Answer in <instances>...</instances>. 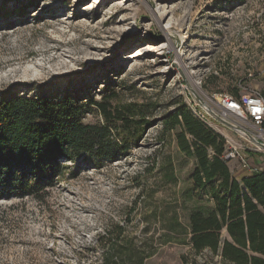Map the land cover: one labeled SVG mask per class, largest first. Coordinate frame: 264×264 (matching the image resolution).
Returning <instances> with one entry per match:
<instances>
[{
	"label": "rangeland",
	"instance_id": "1",
	"mask_svg": "<svg viewBox=\"0 0 264 264\" xmlns=\"http://www.w3.org/2000/svg\"><path fill=\"white\" fill-rule=\"evenodd\" d=\"M263 48L264 0H0V97L69 95L87 104L82 122L102 123L89 100L114 91L113 104L138 105L150 123L115 160L71 164L79 170L43 201L0 199V264H98L99 241L118 227L122 241H189V212H207L212 202L193 188L194 159L179 150L164 117L180 100L192 113L186 87L206 96L262 93ZM210 73L221 81L206 87ZM227 118L252 130L248 118ZM204 124L224 145L226 137L240 140L219 122ZM243 154L264 167V154ZM238 164L227 163L237 179ZM182 255L219 261L168 242L144 264H182Z\"/></svg>",
	"mask_w": 264,
	"mask_h": 264
},
{
	"label": "trees",
	"instance_id": "2",
	"mask_svg": "<svg viewBox=\"0 0 264 264\" xmlns=\"http://www.w3.org/2000/svg\"><path fill=\"white\" fill-rule=\"evenodd\" d=\"M227 77L229 82L242 83L238 76L228 73ZM218 80V74L210 73L204 85ZM260 94L264 97V91ZM117 95L113 91L89 100L102 123L82 122L87 104L69 95L0 97V199L27 195L43 201L53 185L79 170H72L71 164L113 161L125 154L130 143L139 142L150 123L138 105L113 104ZM164 127L175 132L179 150L194 159L192 186L205 192L212 208L189 212V241H122V229L114 227V236L109 231L106 241H99L105 249L98 264H144L168 242L188 243L194 254L207 251L210 260L219 258L218 264H264V172L234 177L221 159L222 136L197 119L181 100L164 117ZM181 261L197 264L186 255Z\"/></svg>",
	"mask_w": 264,
	"mask_h": 264
},
{
	"label": "built area",
	"instance_id": "3",
	"mask_svg": "<svg viewBox=\"0 0 264 264\" xmlns=\"http://www.w3.org/2000/svg\"><path fill=\"white\" fill-rule=\"evenodd\" d=\"M186 90L188 97L191 96L192 113L204 123L212 120L227 126L219 121L214 116L215 114L225 121L239 127V129H233L227 126L239 136L240 140L235 141L231 137H226V145H224L225 149L222 152L221 159L226 163L237 159V162H239L238 168L241 172L245 173V176L257 172H264V167L253 166L247 161V154H243L250 152L264 154V97L258 91L243 92L236 97L228 92H217L210 96L202 94V96L191 88L186 87ZM195 96H197V98ZM227 114L233 115L238 119L248 118L252 130L249 128L245 129L237 123L231 122L228 120ZM245 132L253 137L255 141L249 139Z\"/></svg>",
	"mask_w": 264,
	"mask_h": 264
},
{
	"label": "water",
	"instance_id": "4",
	"mask_svg": "<svg viewBox=\"0 0 264 264\" xmlns=\"http://www.w3.org/2000/svg\"><path fill=\"white\" fill-rule=\"evenodd\" d=\"M195 97L197 98V96H195ZM214 116H215L219 121H221L222 123L226 124L227 126L232 127L233 129H239L238 126H236V125H234V124H232V123H229V122L225 121L224 119L220 118L218 115H215V114H214ZM245 134L247 135V137H248L249 139H251L252 141H255V139H254L253 137H251L249 134H247L246 132H245Z\"/></svg>",
	"mask_w": 264,
	"mask_h": 264
},
{
	"label": "bare ground",
	"instance_id": "5",
	"mask_svg": "<svg viewBox=\"0 0 264 264\" xmlns=\"http://www.w3.org/2000/svg\"><path fill=\"white\" fill-rule=\"evenodd\" d=\"M168 33V32H167ZM166 34V32H165ZM166 38H167V41L170 43V40L168 38V34H166ZM173 46V45H172ZM147 48H150L149 45H146L144 48L142 49H147ZM141 54V53H140ZM134 57H137V54H134ZM190 80L192 81L193 85L197 86L198 82L196 80H194L193 78L190 77Z\"/></svg>",
	"mask_w": 264,
	"mask_h": 264
},
{
	"label": "crops",
	"instance_id": "6",
	"mask_svg": "<svg viewBox=\"0 0 264 264\" xmlns=\"http://www.w3.org/2000/svg\"><path fill=\"white\" fill-rule=\"evenodd\" d=\"M243 176H245V173L244 172H240V178L243 177Z\"/></svg>",
	"mask_w": 264,
	"mask_h": 264
}]
</instances>
